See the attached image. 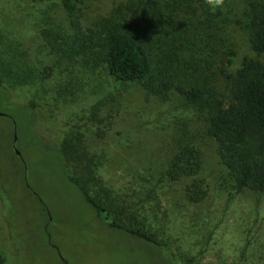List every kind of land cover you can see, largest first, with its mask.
I'll return each mask as SVG.
<instances>
[{"label": "rangeland", "instance_id": "obj_1", "mask_svg": "<svg viewBox=\"0 0 264 264\" xmlns=\"http://www.w3.org/2000/svg\"><path fill=\"white\" fill-rule=\"evenodd\" d=\"M144 1L83 0L81 23L130 15L126 6ZM203 2H195L205 25L194 53L227 95L219 69L233 73L255 57L249 15L264 0H229L215 14ZM57 25H68L58 0H0V53L14 58L0 59V264H264V194L233 193L197 109L56 52L40 33ZM20 111L27 125L13 150L6 116L18 121ZM184 144L201 152L202 168L170 181L167 162ZM56 151L104 220L67 181ZM198 181L206 196L192 203L186 188Z\"/></svg>", "mask_w": 264, "mask_h": 264}, {"label": "trees", "instance_id": "obj_2", "mask_svg": "<svg viewBox=\"0 0 264 264\" xmlns=\"http://www.w3.org/2000/svg\"><path fill=\"white\" fill-rule=\"evenodd\" d=\"M58 2L68 25L44 28L40 33L52 49L91 67L102 65L115 83H136L149 97L166 100L173 93L182 97L197 109L206 136L216 143L217 157L233 193L247 190L264 194V8H252L249 15L250 48L255 57H245L233 73L219 69L218 74L226 83L225 95L204 74L194 53L202 41L200 27L205 25L194 18L198 11L196 0L129 3L124 10H132V14L100 18L88 27L81 23L83 0ZM3 52L12 57L7 50ZM4 87L0 81V93ZM20 113L18 121L5 115L11 122L13 150L24 141L22 125L24 119L27 125V117ZM56 154L67 181L77 187L85 202L104 220V208L71 179L62 155L58 151ZM201 155L193 146L179 145L167 162L166 178H195L202 168ZM186 195L190 202L197 203L205 198L206 190L201 182H193L186 188ZM107 225L158 244L151 235L134 232L116 222ZM4 261L0 253V263Z\"/></svg>", "mask_w": 264, "mask_h": 264}, {"label": "clouds", "instance_id": "obj_3", "mask_svg": "<svg viewBox=\"0 0 264 264\" xmlns=\"http://www.w3.org/2000/svg\"><path fill=\"white\" fill-rule=\"evenodd\" d=\"M211 13L223 12L227 9L229 0H205Z\"/></svg>", "mask_w": 264, "mask_h": 264}, {"label": "water", "instance_id": "obj_4", "mask_svg": "<svg viewBox=\"0 0 264 264\" xmlns=\"http://www.w3.org/2000/svg\"><path fill=\"white\" fill-rule=\"evenodd\" d=\"M1 115V114H0ZM14 140H15V136H14ZM15 153H17V155H19V153L18 152H15Z\"/></svg>", "mask_w": 264, "mask_h": 264}]
</instances>
